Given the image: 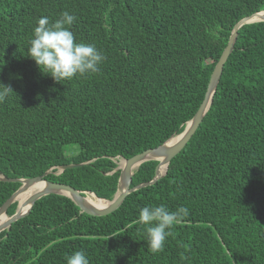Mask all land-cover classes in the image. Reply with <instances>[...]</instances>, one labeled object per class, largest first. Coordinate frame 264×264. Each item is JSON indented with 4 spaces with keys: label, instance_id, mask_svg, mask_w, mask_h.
I'll list each match as a JSON object with an SVG mask.
<instances>
[{
    "label": "trees",
    "instance_id": "trees-1",
    "mask_svg": "<svg viewBox=\"0 0 264 264\" xmlns=\"http://www.w3.org/2000/svg\"><path fill=\"white\" fill-rule=\"evenodd\" d=\"M63 11L77 17L75 41L105 59L59 83L26 47L39 18ZM261 11L264 0H0V83L13 90L0 103V178L49 171L45 181L111 201L116 161L182 133L233 27ZM157 164L142 163L130 188ZM68 165L81 166L56 174ZM19 187L0 179V207ZM161 204L189 215L154 254L138 218ZM81 250L89 264H264V22L238 30L208 111L163 177L103 217L42 197L0 233V264H67Z\"/></svg>",
    "mask_w": 264,
    "mask_h": 264
},
{
    "label": "clouds",
    "instance_id": "clouds-1",
    "mask_svg": "<svg viewBox=\"0 0 264 264\" xmlns=\"http://www.w3.org/2000/svg\"><path fill=\"white\" fill-rule=\"evenodd\" d=\"M76 19L68 11L61 12L54 22H50L46 16L39 18L26 47L27 57L35 62L43 74L50 75L59 83L71 80L76 75L97 72L98 65L105 59L94 45L75 41L70 28ZM10 93H13L11 87L0 83V103ZM188 215L186 207L170 211L163 204L148 205L140 209L138 223L146 226L145 237L152 253L163 251L166 237L171 235L170 229L180 224ZM67 264H89V260L82 250L75 251L67 258Z\"/></svg>",
    "mask_w": 264,
    "mask_h": 264
},
{
    "label": "water",
    "instance_id": "water-1",
    "mask_svg": "<svg viewBox=\"0 0 264 264\" xmlns=\"http://www.w3.org/2000/svg\"><path fill=\"white\" fill-rule=\"evenodd\" d=\"M258 22H264V11L253 13L243 18L233 27L227 45L224 48L210 76L204 99L200 104L195 115L186 123L182 133H180L175 137H171L165 143L161 144L160 146L154 149L146 150L127 160H123V165L115 169V171H119V177L117 181V191L114 198L111 201L98 199L97 197L94 196V194H92L96 198V200H98V202L106 203L105 207L99 208L96 205L89 204L86 201L85 196H83V194L85 195L90 193H82L64 184L45 181L44 177L48 175L49 171L44 175L33 179L8 180L5 178H0L3 181H12V182L20 183V187L17 189V191L0 207V219L4 218V221L0 222V233L8 229L13 223L26 217L29 214L34 203L39 199H41L42 197L49 195L64 196L69 198L73 202V204L79 209L80 213H83L91 217H103L117 210L121 206L126 196H128L130 193L144 186L151 185L154 182H156L158 179L163 177L166 173V168L169 162L177 154H179L184 148V146L189 142V140L191 139V137L193 136V134L196 132L199 125L201 124L206 112L208 111L210 104L212 102L213 95L217 89V85L219 83V79L222 74L223 66L233 50L237 38L238 30L244 25L258 23ZM148 161L158 162L157 166L155 167V172L153 173L152 180L149 183L139 185L135 188H130L133 172L142 163ZM80 166L81 165H68V166L60 167L58 174H60L64 170L74 169ZM35 185H40L41 189L36 193L32 194L28 198L25 204L27 210L25 212H20L19 206H17L14 215H12L11 217H7L6 212L10 207V205L16 202L17 197L20 194L24 193L26 189H28L29 187H33Z\"/></svg>",
    "mask_w": 264,
    "mask_h": 264
},
{
    "label": "bare ground",
    "instance_id": "bare-ground-1",
    "mask_svg": "<svg viewBox=\"0 0 264 264\" xmlns=\"http://www.w3.org/2000/svg\"><path fill=\"white\" fill-rule=\"evenodd\" d=\"M117 165L118 167H121L123 165V160L121 161L119 160V162H117ZM40 189H41L40 185L29 187L28 189L25 190L24 193L20 194L17 197V202H18L17 206H19L20 212H25L27 210V207L25 206L26 201L32 194L36 193ZM85 199L89 204L96 205L99 208H103L106 205V203L98 202V200H96V198L92 194H85ZM3 221H4V218L0 219V222H3Z\"/></svg>",
    "mask_w": 264,
    "mask_h": 264
},
{
    "label": "rangeland",
    "instance_id": "rangeland-1",
    "mask_svg": "<svg viewBox=\"0 0 264 264\" xmlns=\"http://www.w3.org/2000/svg\"><path fill=\"white\" fill-rule=\"evenodd\" d=\"M186 145H187V144H186ZM186 145H185V146H186ZM185 146H184V148H185ZM72 147H73V146H72ZM73 148H75V149H76V147H73ZM184 148H183V149H184ZM183 149H182V150H183ZM66 150L68 151V150H69V148H66ZM69 151H70V150H69ZM69 151H68V152H69ZM120 161H121V160H120ZM117 162H119V160H118V161H116V163H117ZM117 166H118V165H117Z\"/></svg>",
    "mask_w": 264,
    "mask_h": 264
}]
</instances>
